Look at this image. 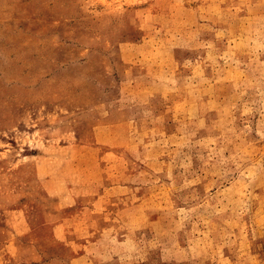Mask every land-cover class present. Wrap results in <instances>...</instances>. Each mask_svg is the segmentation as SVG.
<instances>
[{
    "label": "rangeland",
    "instance_id": "rangeland-1",
    "mask_svg": "<svg viewBox=\"0 0 264 264\" xmlns=\"http://www.w3.org/2000/svg\"><path fill=\"white\" fill-rule=\"evenodd\" d=\"M0 264H264V0H0Z\"/></svg>",
    "mask_w": 264,
    "mask_h": 264
}]
</instances>
